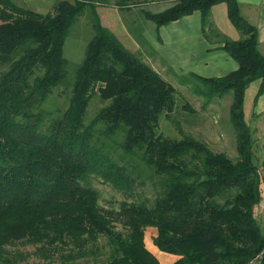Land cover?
Listing matches in <instances>:
<instances>
[{
    "label": "trees",
    "instance_id": "obj_1",
    "mask_svg": "<svg viewBox=\"0 0 264 264\" xmlns=\"http://www.w3.org/2000/svg\"><path fill=\"white\" fill-rule=\"evenodd\" d=\"M113 1L60 0L41 13L0 0V264L22 262L23 253L12 249L18 243L35 247L37 264H161L145 243L149 226L158 229L155 245L179 256L174 264H264L263 225L254 212L262 175L245 112L250 85L259 81L254 106L264 92L257 27L237 0H179L145 12L159 28L200 11L208 35L212 7L227 4L242 37L224 38L222 48L239 67L220 77L192 76L204 84L198 93L205 104L232 93L239 154L232 160L191 136L157 132L160 116L176 107V88L102 24L96 8ZM88 8L94 35L67 87L68 106L48 109L67 77L66 39ZM97 94L108 103L87 120ZM144 169L152 201L136 198L133 172L139 177ZM93 176L126 196L119 207L100 203Z\"/></svg>",
    "mask_w": 264,
    "mask_h": 264
},
{
    "label": "rangeland",
    "instance_id": "obj_2",
    "mask_svg": "<svg viewBox=\"0 0 264 264\" xmlns=\"http://www.w3.org/2000/svg\"><path fill=\"white\" fill-rule=\"evenodd\" d=\"M15 1L20 5L31 8L35 11L48 13L53 10L55 4L60 0ZM136 1L140 4L138 9L132 7L135 4H131V7L129 5L128 7L119 8L117 5L111 3L99 5V7L96 8V12L100 16L103 25H107L106 27H108V23L110 22L109 28L117 35L127 48L138 54L147 64L155 66L160 71L159 73L161 76L173 84L176 88V107L170 114L175 118L176 123L171 119V117H169L170 115L163 113L159 119L157 132L164 136L178 140L185 136H191L196 140L206 143L213 152L223 153L230 159L237 160L239 158L237 150V135L230 117V107L233 101L232 93H227L222 97L216 96L211 103L205 104V98L198 93L199 88H201L204 84L201 83V85L193 78L192 75L196 74L201 77L206 76L197 74L196 72L175 73V71L179 72V70L172 65L170 57L162 52V50H158V52L155 53V51L151 48L149 41H147V36L143 33V31L148 28L146 25V18L143 15L144 12H160L169 7L170 4L157 3L153 6H146L145 4H141L143 0ZM177 1H175L174 4ZM102 13H104V15ZM94 18L95 16L91 12V9L88 8L78 18L77 22L71 29L64 46V55L68 61L67 77L62 85L54 89V92L44 104L46 108L55 110L65 109L68 106L71 93L70 89L67 87L74 83L77 69L82 63L86 54L87 45L94 35V30L92 28ZM112 19L113 21H110ZM149 23L150 25H155V23L151 20H149ZM208 32V35L205 36L210 39L211 42L217 44V42L222 39L215 34L216 32H211V30ZM224 75L226 74L220 76ZM258 87L259 81H255L247 89L245 112L247 121L251 126L253 136L255 138L254 152L262 175V198L260 204L255 207L254 212L260 223L263 225L264 231V109L262 112H257V110L254 109L255 106L253 103ZM260 101H262V103L259 107L262 108L264 106V96ZM107 103L108 102L102 100L98 94L95 95L88 107L86 119L90 120L93 118L98 113L99 109ZM122 138L123 134L119 133L117 139L120 140ZM118 151L116 153L117 156L121 150L119 149ZM117 156L115 157L117 158ZM124 156H127V159H131L130 155L128 156L125 152ZM120 162L123 163L122 160H120ZM133 173L138 178L137 181L139 183L136 187V191H138L136 194L137 200L148 198L149 201H152L156 194L154 185H152V179L150 178V171L148 169L142 170L139 172V177L137 171ZM91 182L94 187L100 191V203L106 207L113 206L117 208L119 207V203L126 199V196L122 192L116 190L110 184H105L99 177L93 176L91 178ZM129 199L131 200V198ZM118 227L122 228V225L119 224ZM146 231L148 232H145V236L147 234L148 237L149 231L154 233V242L158 229L156 227L149 226ZM147 243L148 245L149 243L151 245V241L148 240ZM156 248L155 252L159 254V251L161 250L157 246ZM12 249L19 250L25 257L19 264H37L42 260L41 256L33 253L35 247L32 245L18 243ZM158 254L154 255L161 262L163 257L160 255L159 258L157 256ZM161 264L164 263L161 262Z\"/></svg>",
    "mask_w": 264,
    "mask_h": 264
},
{
    "label": "crops",
    "instance_id": "obj_3",
    "mask_svg": "<svg viewBox=\"0 0 264 264\" xmlns=\"http://www.w3.org/2000/svg\"><path fill=\"white\" fill-rule=\"evenodd\" d=\"M175 1L177 0H143L141 4L153 6L157 3H168L172 6ZM237 1L240 5L242 15L257 27L258 40L260 48L263 52L264 0ZM139 5L140 4H135L132 7L138 9ZM145 12L143 15L146 18ZM102 14L104 15V13ZM110 21H113V19ZM146 22L148 28L147 30H144L143 33L147 36V41H149V44L155 53L158 52V50H162V52L170 57L172 65L179 70V72L175 71V73L196 72L197 74L211 77L228 74L239 67V63L222 48L224 38L239 39L242 37L241 32L231 23L229 19L226 3H220L213 6L208 16L209 25L207 29H213L214 32L221 35L217 36L222 38L217 42V44L211 42V40L205 36L202 23V13L200 11H195L190 15L184 16L159 28L156 25H150L147 18ZM109 24L110 22L108 23V28ZM153 67L160 72L155 66ZM263 96L264 92L259 97L258 102L255 105L254 109L257 110V112H262L264 109V106L262 108L259 107L262 103L260 100ZM147 232L148 231H146V233ZM153 235L154 233L149 231V237L146 234L145 242L147 247L154 254H158L155 252L157 248L153 242ZM148 240L151 241L152 246L150 243L148 245ZM160 255L163 257L161 262L164 264H174L179 257L175 254L159 251L157 256L160 258Z\"/></svg>",
    "mask_w": 264,
    "mask_h": 264
}]
</instances>
